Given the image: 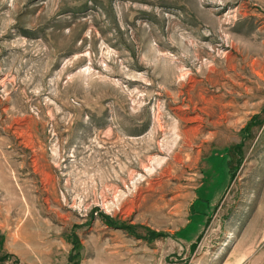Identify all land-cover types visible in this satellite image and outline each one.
Listing matches in <instances>:
<instances>
[{
  "label": "rangeland",
  "instance_id": "rangeland-1",
  "mask_svg": "<svg viewBox=\"0 0 264 264\" xmlns=\"http://www.w3.org/2000/svg\"><path fill=\"white\" fill-rule=\"evenodd\" d=\"M0 264H264V0H0Z\"/></svg>",
  "mask_w": 264,
  "mask_h": 264
},
{
  "label": "bare ground",
  "instance_id": "bare-ground-1",
  "mask_svg": "<svg viewBox=\"0 0 264 264\" xmlns=\"http://www.w3.org/2000/svg\"><path fill=\"white\" fill-rule=\"evenodd\" d=\"M201 82H202V84L205 82V78H202V80H201ZM205 84V83H204Z\"/></svg>",
  "mask_w": 264,
  "mask_h": 264
}]
</instances>
